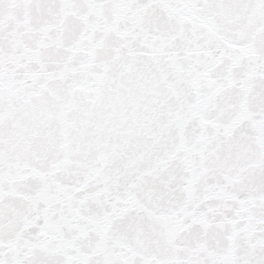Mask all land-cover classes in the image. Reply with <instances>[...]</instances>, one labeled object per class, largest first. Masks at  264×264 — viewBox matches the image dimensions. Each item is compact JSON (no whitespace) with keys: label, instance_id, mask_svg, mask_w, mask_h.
Wrapping results in <instances>:
<instances>
[{"label":"snow or ice","instance_id":"1","mask_svg":"<svg viewBox=\"0 0 264 264\" xmlns=\"http://www.w3.org/2000/svg\"><path fill=\"white\" fill-rule=\"evenodd\" d=\"M0 264H264V0H0Z\"/></svg>","mask_w":264,"mask_h":264}]
</instances>
